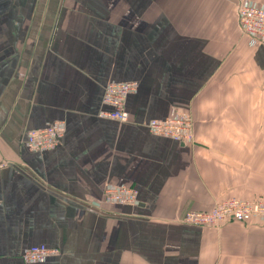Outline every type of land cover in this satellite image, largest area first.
I'll use <instances>...</instances> for the list:
<instances>
[{
	"label": "crops",
	"instance_id": "1",
	"mask_svg": "<svg viewBox=\"0 0 264 264\" xmlns=\"http://www.w3.org/2000/svg\"><path fill=\"white\" fill-rule=\"evenodd\" d=\"M240 3L264 0H0V264H264V221L182 223L230 198L264 197V45ZM138 83L130 122L101 119L111 83ZM186 111L195 140L153 135ZM65 125L60 145L27 134ZM127 185L136 205L100 204Z\"/></svg>",
	"mask_w": 264,
	"mask_h": 264
},
{
	"label": "built area",
	"instance_id": "2",
	"mask_svg": "<svg viewBox=\"0 0 264 264\" xmlns=\"http://www.w3.org/2000/svg\"><path fill=\"white\" fill-rule=\"evenodd\" d=\"M237 23L241 36L248 40L249 46L257 48L264 45V6L240 3L237 7ZM139 85L132 83H111L105 89L103 105L109 111L100 113L101 119L121 124L130 122L126 110L128 97L135 93ZM153 135L165 137L184 145L195 140L194 123L191 116L176 109L165 120H151L147 125ZM66 132L63 123H56L44 129L33 130L27 134V146L32 151H48L57 148ZM138 193L130 186H109L105 189L100 204L136 205ZM255 219L264 221V197L255 200L230 198L218 202L210 211H189L182 217L186 225L220 229L225 224L241 223L249 225ZM58 250H51L44 245L33 246L22 256L25 263H44L50 257L58 255Z\"/></svg>",
	"mask_w": 264,
	"mask_h": 264
}]
</instances>
